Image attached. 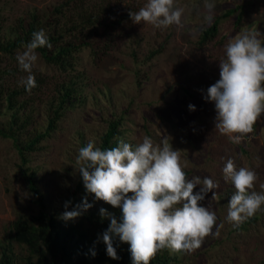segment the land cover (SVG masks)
Wrapping results in <instances>:
<instances>
[{
	"label": "trees",
	"instance_id": "16d2710c",
	"mask_svg": "<svg viewBox=\"0 0 264 264\" xmlns=\"http://www.w3.org/2000/svg\"><path fill=\"white\" fill-rule=\"evenodd\" d=\"M69 4L67 0L34 8L0 33V53L13 55L26 47L63 75L53 91L44 94L41 77L11 86L2 77L8 70L0 68V137L17 154L15 168L26 192L22 199L12 197L15 218L0 238V264H180L186 244L187 250L206 240L213 246L230 239L247 241L251 249L260 245L264 184L256 187L231 175L209 190L208 178L192 177L184 164L176 167L180 149L169 138L178 135L181 144L208 148L212 138L204 137L205 124L187 121L185 104L177 119L165 116L163 122L149 123L125 86L150 91L153 98L145 104L153 105L156 115L155 109L168 108L166 95L171 92L151 90L139 67L131 84L90 83L80 52L88 49V64H95L108 45H95L94 37L96 42L107 40L104 29L115 23L86 4L74 18ZM233 15L238 26L244 15L241 3L207 12L204 18L211 22L201 27L197 43L203 46L214 39L220 22ZM159 52L151 49L144 61ZM231 76L241 83L246 79L242 71ZM250 77L264 83V71L252 70ZM260 97L255 90L244 108L242 122L250 130L258 129L255 109ZM56 138L60 151L47 162L48 144ZM140 150H151L144 165ZM155 161L160 165L156 178L139 176L133 194L118 193L114 179L119 171L129 166L147 171ZM209 194L212 197L203 200ZM223 205L236 211L227 215Z\"/></svg>",
	"mask_w": 264,
	"mask_h": 264
},
{
	"label": "rangeland",
	"instance_id": "374dc122",
	"mask_svg": "<svg viewBox=\"0 0 264 264\" xmlns=\"http://www.w3.org/2000/svg\"><path fill=\"white\" fill-rule=\"evenodd\" d=\"M65 1L0 0V33L18 16L34 8L43 10ZM238 3L244 7L242 22L235 26L234 15L223 19L219 34L200 46L197 39L201 27L211 22L204 18L206 13L219 5L228 7ZM83 4L94 12L98 9L103 11L106 20L115 23L112 28L104 29L109 33L107 40L96 42L94 37L95 45H108L105 53L99 51L95 64H88V49L80 52L88 65V70L84 71L88 72L90 83L92 79L96 84L105 83L110 87L114 83L131 84L134 70L139 67L138 73L142 78L146 77L151 90L160 88L166 93L168 90L171 92L169 96L165 94L171 101L168 108L155 109L156 115L154 106L145 104L153 98L150 91L125 86V89L132 90V95L140 103V115L154 124L165 116L175 120L180 106L185 104L187 121L205 124L203 135L208 140L212 138L207 145L209 147L201 149L199 143L197 146L181 144L176 139L178 135L169 138L180 149L177 155H181V162H177L176 167L184 164L192 177L201 175L206 180L208 178L209 190L231 175L256 187L259 183L263 185L264 83L250 75L252 70L264 71V0H204L198 4L194 0H70L72 10L69 14L75 18L77 12L84 8ZM155 47L160 49L159 54L145 62L144 57ZM131 50H135L138 64L132 59ZM0 68L8 70L2 77L4 83L11 86L41 77L44 94L52 92L55 83L63 78L52 65L41 61L26 47L13 55L0 53ZM235 71H242L245 75L242 83L232 80L231 75ZM255 90L261 95L255 109L258 129L250 130L242 122V115ZM62 134L58 137H63ZM60 143L56 138L48 144L50 155H46L47 162L55 159ZM150 151H139L143 165L145 155ZM16 162L17 154L11 143L0 137V238L4 228L10 226L15 218L12 197L22 199L26 194L23 180L15 168ZM156 166H160L158 161L147 171L140 166L138 171L137 166L123 168L114 179L118 193L133 194L134 182L139 176L156 178ZM133 173L136 174L133 176ZM215 180L218 181L215 183ZM212 195L204 196L203 200L208 201ZM221 211L232 215L236 210L231 207L224 209L223 205ZM183 232V240H186V226ZM258 239L262 243L253 249L249 248L251 245L247 241L233 242V239L215 246L204 239L205 242L188 250L186 244L180 264H264V230ZM15 251L18 253L19 250L16 248Z\"/></svg>",
	"mask_w": 264,
	"mask_h": 264
}]
</instances>
